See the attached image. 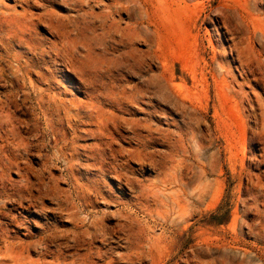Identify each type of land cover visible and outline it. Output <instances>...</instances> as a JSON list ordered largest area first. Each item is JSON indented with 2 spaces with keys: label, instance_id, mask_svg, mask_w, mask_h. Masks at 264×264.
<instances>
[{
  "label": "rangeland",
  "instance_id": "rangeland-1",
  "mask_svg": "<svg viewBox=\"0 0 264 264\" xmlns=\"http://www.w3.org/2000/svg\"><path fill=\"white\" fill-rule=\"evenodd\" d=\"M189 5L149 21L123 0L28 7L0 0L3 12L44 20L29 32L22 17L0 16V103L13 95L10 122L19 135L12 137L0 119V264H264V0ZM63 27L75 42L70 61L50 55L42 67L56 76L57 90L49 94L68 101V119L40 106L28 81L24 86L12 75L15 55L30 51L10 40L48 49ZM235 42L241 58L230 52ZM222 49L235 79L227 78L231 94L209 72ZM241 62L248 83L238 88ZM30 77L44 87L34 70ZM178 88L190 89L195 102L184 107ZM146 126L157 140L149 150L154 167L131 159ZM177 140L193 182L197 174L200 184H212L185 222L153 203L147 214L136 201L145 180L170 173L169 146L178 147ZM115 170L132 184L119 182Z\"/></svg>",
  "mask_w": 264,
  "mask_h": 264
},
{
  "label": "bare ground",
  "instance_id": "bare-ground-1",
  "mask_svg": "<svg viewBox=\"0 0 264 264\" xmlns=\"http://www.w3.org/2000/svg\"><path fill=\"white\" fill-rule=\"evenodd\" d=\"M14 1L17 2L18 4H24L27 7L30 6L31 1H34L38 4L47 3L50 6L55 4V0H14ZM123 1L131 2L135 6H139L136 0H123ZM193 1L195 0H143V2L141 1V5L138 7L139 13H140V19L143 18L142 17L143 14L146 15L149 21L156 19L158 17L160 19L164 18V15L168 10L178 11V10H181L182 8H185V7L187 8L190 6L189 3L192 4ZM243 5L246 8L247 2H245ZM224 7L227 8L226 6ZM226 15L227 14H225L224 20L221 21L224 25H226ZM0 16H4L6 18H10L13 16L15 19H18V20H20L22 17L24 24L29 28V32L34 31L35 28L37 27L35 22H39L43 20V17H38L36 20L33 19V16L32 15L28 16L26 11L25 13H22V14L21 13L16 14L15 11L14 12L12 11L11 13H6L0 9ZM241 18L244 19L245 16L241 15ZM66 29L67 27H63L62 32L57 31V34L59 36V41L58 42L52 41L51 46L48 49H45L42 46V44L37 45L30 40H23L22 38L18 36H14L10 40L18 41L19 43L25 44L27 46L25 49L30 51L29 53H27V51L21 53L20 57H17L15 55V59L17 60L16 61L17 66L13 68L12 75L14 77H22L24 86L27 85V81H28V83L30 84V89L31 91L35 92L36 101L39 103L40 106L47 105L48 107L53 108L54 111L56 112H59V113L62 112L65 119H68L72 111L71 108H68V105H67L68 101L62 99L59 94H55L52 96H50L49 94L53 90H57V88H55V86L57 85L56 76L54 75V73L49 67L47 68L45 67V69H43L42 67V65L44 66L47 65V62L45 59L46 56L48 57L50 55H53L57 58L66 57L67 59H69L68 46H69L70 39L68 36L66 37L67 35ZM30 36H32L31 33H30ZM70 43L74 44L75 42L72 41ZM0 44L5 45V43H3L2 40ZM152 44H155V41H152ZM10 47L11 45L9 43L6 50H9ZM229 49H230V52L232 53L235 52V54L239 58H241L239 42L233 43V45ZM36 54L40 56L39 62L34 59V56ZM215 55H216L215 60L217 61L216 62L217 69H211L209 72L212 78L216 80L218 87L220 88V91L225 92V91H228L229 89L227 78L233 81H235V79L226 68V63H225V58H224L225 50L222 49L218 51V53ZM205 68L207 69L208 65H205ZM33 70L35 71V75L42 81L44 87L35 86L33 84L31 77H30L31 72ZM237 70L238 72H240L241 81L240 82L236 81V86L238 88H243L245 84L248 83V68L246 67L245 63L241 62ZM192 71H193V74L195 75L197 71L195 65H193ZM172 79L173 78H170L169 81ZM169 81L166 80L168 84V87L166 90H170L173 88V86L169 84ZM178 90H179L178 96H181L182 105L184 107H186L185 105L186 102H192V101L195 102V98L193 97L191 98L190 89H187L186 92L183 94H182L181 88H178ZM228 92L230 93L231 90H229ZM171 94L176 96L175 95L176 93L174 94L172 92ZM12 102H13V95L6 94L5 99L0 103V119H2L7 130L11 133V136L16 138V135L18 134L15 133L16 131L14 129V126L11 125V122H10V120L12 119V115L9 109H10V104ZM252 102L254 101L247 100V103H248L247 105L251 106ZM249 109L247 108L248 114L254 113L252 112L254 110H252L251 108ZM43 114L47 117L48 122H51L54 120L53 117H51V115L46 111V107H43ZM251 116H254V114H251ZM145 128L149 129L148 130L149 133L145 136L138 135L137 140L139 143V148L132 151L131 159L138 161L141 167H144L145 165H151L152 167H154L156 166V162H155V158L153 155V151L149 152V150H150L151 145H154L157 143L156 142L157 140H155L152 137L150 128L147 126ZM18 138H19V135H18ZM177 144H178V147L169 146L171 148H169L167 157L169 158V163L171 165V168L168 170L170 171V173H167L163 176L161 175L162 176L161 178L156 179V181L150 184L149 182L151 181L145 180L144 181L145 184H143L142 186H139V191H138V196L136 197V201L138 202L137 204L141 206V209H143L145 213L147 214H151L153 212V210L151 209V203H153L154 205L163 207L166 211L167 217L170 215V213H173L175 214V219L178 220V222L179 220L180 222H185L190 217H192V214H191L192 211L195 208H198L202 203H204L205 198L211 194L212 184L209 181L200 184V181H201L200 179L202 178V176L197 175V174H193L192 177L194 176L197 177V182L196 183L193 182L194 180L191 178V176L188 175L186 167L184 166V160L182 159L184 151L182 150L181 142L177 140ZM176 154L179 155L180 158L176 156ZM114 173H115L114 174L115 178L119 182L124 181L126 184H132V180L130 177H128V174L120 173L117 171ZM0 178H2V176H0ZM97 184H98L97 182H92V187L95 189L94 190L95 193H99V188L97 187ZM169 186H172L173 188H175V190L172 191V193L168 194L166 193V190L168 189ZM167 201H168V204H167ZM153 244H152V247H155V245Z\"/></svg>",
  "mask_w": 264,
  "mask_h": 264
}]
</instances>
